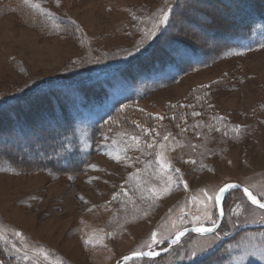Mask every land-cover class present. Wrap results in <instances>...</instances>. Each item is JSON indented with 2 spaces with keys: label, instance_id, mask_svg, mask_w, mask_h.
<instances>
[{
  "label": "rangeland",
  "instance_id": "obj_1",
  "mask_svg": "<svg viewBox=\"0 0 264 264\" xmlns=\"http://www.w3.org/2000/svg\"><path fill=\"white\" fill-rule=\"evenodd\" d=\"M178 1L170 35L183 33L203 50L228 42L219 30L195 31L208 22L195 10L223 15L211 0H11L1 11L0 102L65 90L82 104L74 88L99 82L102 106L93 112L135 92L134 107L152 120L132 132L104 133L75 176L19 173L0 161L5 264H119L133 253L163 250L185 228L214 225L215 195L226 183L264 199V45L228 48L145 94L115 74L152 43L166 6ZM17 4L40 17L30 23L35 29L22 22ZM175 106L186 109L168 114ZM52 107L48 115L56 113ZM43 109L28 115L41 119ZM0 120V144L7 140L1 153L24 128ZM85 137L78 141L83 153ZM126 264H264V209L232 191L214 234L185 235L159 259Z\"/></svg>",
  "mask_w": 264,
  "mask_h": 264
},
{
  "label": "trees",
  "instance_id": "obj_2",
  "mask_svg": "<svg viewBox=\"0 0 264 264\" xmlns=\"http://www.w3.org/2000/svg\"><path fill=\"white\" fill-rule=\"evenodd\" d=\"M10 1L0 0V14L10 5ZM205 1L210 3V0ZM211 1L220 4L223 15L212 18L204 10H195L199 17L208 20L195 26V31L198 35L208 33L213 36L214 33L211 32L219 30L228 42L222 43L216 49L203 50L196 43V39L192 40L183 33L170 35L176 9L182 5L179 1L172 2L164 11V14L169 11L167 20L161 23V19L156 27L158 35L155 41L127 65L118 71L115 70V74L122 77L129 88L136 89L137 84L142 86V93L145 94L148 91L147 86L172 84L192 70L208 66L216 54L228 48L236 46L255 48L264 45V0ZM3 2L5 5L2 6ZM13 6L21 14L24 20L22 22L35 29L30 23L37 21L38 18L40 20V17L31 13L33 16L30 18L27 13V15L23 13L24 9L18 4ZM183 7L189 8L185 4ZM74 89L82 93L84 98L82 104L77 99L67 98V94H62L65 90L31 92L27 96L0 102L2 110L0 112L5 111L0 117L9 124L15 119L14 124L24 128V132L19 128L12 134L9 139L11 143L7 147L8 152L0 153L1 163L19 173L42 172L55 176H75L82 172L104 133L132 132L137 130L139 125L150 124L152 121L134 107L139 96L135 92H127L111 102L106 101L103 109L93 112L92 108L102 106L103 88L99 82L77 86ZM51 105L56 106L52 107L56 113L48 115L47 107ZM13 106L14 110L9 111ZM36 109H43L41 119L34 120L28 115L30 110ZM185 109L182 106L181 108L175 106L174 111L168 114H176ZM15 112H19V115L13 116L12 113ZM54 119L55 121H52ZM83 119L84 124L78 125ZM1 123L0 120V133L4 129ZM84 130V135L78 134ZM84 136L87 151L83 153L84 149L80 150L78 141ZM6 141L0 145L3 146ZM234 192L241 193L237 190ZM0 261L5 264L2 257Z\"/></svg>",
  "mask_w": 264,
  "mask_h": 264
},
{
  "label": "water",
  "instance_id": "obj_3",
  "mask_svg": "<svg viewBox=\"0 0 264 264\" xmlns=\"http://www.w3.org/2000/svg\"><path fill=\"white\" fill-rule=\"evenodd\" d=\"M227 184H233V185H236V187H235V188H231V189H229V191L226 192V193L224 194V198L221 200V202L219 203V205L216 204V213H217L216 223H215L213 226H211V227H204V228H211L212 231H210V232H205V233H203V234L194 231L195 228L203 227V226H195V227H189V228L183 229V230L177 232V233L173 236V238L171 239V241L168 243V246H167L164 250L159 251V252H155V253H151V252L133 253V254H130V255H127V256L123 257V258L121 259V261H120L119 264H126L127 262H129L130 260H133V259H135V258H149V259H152V258H158V257H160V256H163V255L166 254L168 251H170V249H171L173 246H175V245L178 243V241H179L183 236L188 235V234H193V235H197V236H209V235L214 234V233L217 231V229L219 228V226H220V224H221V221H222V219H223V214H224V213H223V204H224V201H225L227 195H228L232 190H239V191H241L242 194H243V196H244L245 199L247 200V202H248L249 204H251L252 206L256 207L255 205H253V204L251 203V201L248 199V197L244 194V190H245L246 188L242 187L241 185H239V184H237V183H235V182H229V183H226V184H224L221 188H223V187H224L225 185H227ZM221 188H220V189H221ZM218 191H219V190H218ZM217 193H218V192H217ZM258 201H259V200H258ZM261 202H264V200H262ZM257 208H258V207H257ZM221 213H222V214H221ZM181 232L183 233V235H182V236H179V239L177 240V236H178V234L181 233ZM0 264H2V263L0 262ZM116 264H118V263H116Z\"/></svg>",
  "mask_w": 264,
  "mask_h": 264
},
{
  "label": "snow or ice",
  "instance_id": "obj_4",
  "mask_svg": "<svg viewBox=\"0 0 264 264\" xmlns=\"http://www.w3.org/2000/svg\"><path fill=\"white\" fill-rule=\"evenodd\" d=\"M25 2L27 3V0H25ZM38 7V5H36ZM164 20H167V15H165L163 17V20L161 21V23H163ZM236 131H238V128L235 129ZM236 185H233V184H227L225 185L223 188L219 189L218 193L215 195V203L217 205H219V203L221 202V200L224 198V194L226 192L229 191V189L231 188H235ZM244 194L248 197V199L251 201V203L253 205H255L256 207L260 208V209H264V202H261V201H258L256 199V197L248 190V189H245L244 190ZM222 214V213H221ZM194 231L198 232V233H205V232H210L212 231L211 228H204V227H198V228H195ZM16 235H20L19 233H17ZM183 233H179L178 236H177V240L179 239V236H182ZM153 241H155V234H153Z\"/></svg>",
  "mask_w": 264,
  "mask_h": 264
},
{
  "label": "bare ground",
  "instance_id": "obj_5",
  "mask_svg": "<svg viewBox=\"0 0 264 264\" xmlns=\"http://www.w3.org/2000/svg\"><path fill=\"white\" fill-rule=\"evenodd\" d=\"M22 161V160H21Z\"/></svg>",
  "mask_w": 264,
  "mask_h": 264
}]
</instances>
